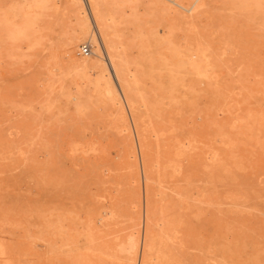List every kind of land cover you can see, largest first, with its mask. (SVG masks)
I'll return each mask as SVG.
<instances>
[{
  "label": "rangeland",
  "instance_id": "374dc122",
  "mask_svg": "<svg viewBox=\"0 0 264 264\" xmlns=\"http://www.w3.org/2000/svg\"><path fill=\"white\" fill-rule=\"evenodd\" d=\"M70 1L0 0V264H139L129 242L143 239L144 157L153 161L151 209L161 208L153 218L168 213L177 227L167 243L178 259L192 252L191 264H264V1L231 9L205 0L192 14L181 9L194 15L186 24L168 0H103L143 93L140 123L118 89L125 125L105 84H92L98 69L70 64L96 57L89 37L70 43L80 24ZM203 56L214 60L211 71ZM161 67L175 69V80ZM136 122L152 145L140 146ZM174 188L192 193L194 205L176 202Z\"/></svg>",
  "mask_w": 264,
  "mask_h": 264
},
{
  "label": "bare ground",
  "instance_id": "6f19581e",
  "mask_svg": "<svg viewBox=\"0 0 264 264\" xmlns=\"http://www.w3.org/2000/svg\"><path fill=\"white\" fill-rule=\"evenodd\" d=\"M43 1V0H42ZM104 1H106V0H104ZM103 0H72V1H70V3L71 2H74V3H76L77 5H76V7L74 8V4L72 3V5H73V7H72V5H71V8L73 9H71V12L72 11H77V13H79V15H80V18H79V22H80V24H78V34L77 35H74L72 38H71V40H70V43L71 44H73V43H76V41L78 42V41H80V40H83L84 38H86V37H89L90 39H91V41H92V44H93V49L94 50H92V51H94V53H95V55H96V57L93 59V58H82V59H80V60H78V61H76V60H69L70 61V64H71V66L74 68V69H77V70H80L82 73H87L88 71H92L93 69L95 70V68L96 69H98V72L96 73L97 74V76H95L96 77V81H95V78H94V80L93 81H91V83L92 82H94L95 81V83H92V84H95L96 85V83H97V81H100L104 86H106L105 88H106V90L107 91H109V93L111 94V97H109L110 99L109 100H111V102H112V105H113V107H114V109L116 110V112H118L119 114H117V115H120L121 116V118H122V121H123V124H124V122H126V116H124V114H123V108H122V104H121V99H120V94H121V96L124 98V99H126L127 100V103H128V105H129V109L136 115L135 117H136V119H138V116H140V115H138V112L140 111V109H139V104H138V99L140 98V96L141 95H143V93L141 94V95H139V94H137V82H138V78H137V76H136V74L134 73V72H132V71H130L129 70V66H128V63H127V58L125 59V56H124V53L127 51L125 48H124V45H123V50L120 48V43H119V41L117 40V39H119V37L117 38L116 37V34H117V31H116V28H115V25H114V21H116V19L113 21L112 20V17L110 16V14H108V11H107V7H105V2H104ZM133 1V0H132ZM137 1V0H136ZM166 1V0H165ZM164 1V2H165ZM171 4H173V6H176L179 10H181V9H183V10H185V11H188V13H190V14H192L190 11H193V10H197V9H199L201 6H203L204 5V3H206V1L205 0H168ZM168 1H167V3H168ZM264 0H262V2H263ZM82 2V3H81ZM107 2V1H106ZM146 2V1H145ZM158 2H160V0L158 1ZM162 2H163V0H162ZM258 2V0H223V3H224V5H228V7L229 8H231V9H233V8H237V7H243V6H246V5H248V4H250V3H252V5H254V4H256ZM260 2V1H259ZM258 2V3H259ZM41 3V2H40ZM108 3V2H107ZM106 3V5H108ZM152 3V2H151ZM261 3V2H260ZM27 4V3H26ZM83 4V5H82ZM159 4V3H158ZM165 4V3H164ZM163 4V5H164ZM31 5V4H30ZM166 5V4H165ZM164 5V6H165ZM206 5V4H205ZM166 6H168V5H166ZM221 6H223V5H220L219 7H221ZM254 6H256V5H254ZM259 6V5H258ZM29 7V6H28ZM161 7H162V4H161ZM27 8V7H26ZM160 8V7H159ZM170 8V7H169ZM173 8V7H172ZM250 8H251V10H252V7L250 6ZM166 9H167V7H166ZM176 9V8H175ZM178 9H177V11H178ZM193 9V10H192ZM203 9V8H202ZM241 9V8H240ZM243 9H245L244 7H243ZM248 9V8H247ZM246 9V10H247ZM168 10V9H167ZM171 10V9H170ZM200 10V9H199ZM198 10V11H199ZM246 10H241L242 11V13L241 14H244L243 13V11H246ZM182 11V10H181ZM181 11H179V12H181ZM194 11V12H195ZM233 12L235 11V10H232ZM240 11V10H239ZM240 11V12H241ZM249 10H247V12H248ZM174 12H176V11H174ZM173 12V13H174ZM183 13H182V15H184V17H183V21L185 20L184 18H188L189 19V17H190V19L189 20H187L186 21V24H187V22L188 21H192L193 22V20L191 19V16H192V18H194L193 16L194 15H191V16H187V17H185V15H188V14H186L184 11H182ZM197 12V11H196ZM195 12V13H196ZM245 13V14H247L248 15V13ZM251 12V11H250ZM25 13H27V12H25ZM29 13V12H28ZM73 14L75 13V12H72ZM178 13V12H177ZM199 13V12H198ZM209 13H211V12H209ZM238 12H237V10H236V13H235V15L237 14ZM176 14V13H175ZM240 13H238L237 15H239ZM244 14V15H245ZM74 15H76V14H74ZM236 15V16H237ZM175 16V15H174ZM173 16V18H175ZM181 15H179V16H177V17H179V18H181L180 17ZM211 16V15H210ZM79 17V16H78ZM76 18V17H75ZM78 19V18H77ZM113 19H114V17H113ZM176 19V18H175ZM246 19V18H245ZM25 20V19H24ZM76 20V19H75ZM181 21H182V18L180 19ZM263 20V19H262ZM174 21V20H173ZM179 21V20H178ZM4 23H6V22H4ZM181 23V22H180ZM184 23V22H183ZM190 22H188V24H189ZM3 24V23H2ZM7 25V24H6ZM262 26H263V24H262ZM264 27V26H263ZM173 29V28H172ZM74 30V29H73ZM167 30V29H166ZM170 30H171V28H170ZM170 30H169V32H170ZM187 30H188V28H187ZM76 31V30H75ZM115 31H116V33H115ZM172 31V30H171ZM198 31V30H197ZM17 32L18 33H20V31H18V30H16V33L13 31V32H11V33H15V35H19V34H17ZM22 32V31H21ZM180 32V31H179ZM23 33V32H22ZM167 33H168V31H167ZM171 33V32H170ZM173 33V32H172ZM171 33V34H172ZM10 35H12V34H10ZM14 35V36H15ZM73 35V34H72ZM197 35H198V33H197ZM204 35V34H203ZM118 36H120V35H118ZM135 36V35H134ZM18 37V36H17ZM138 37V36H137ZM117 38V39H116ZM123 38V37H122ZM156 38H157V36H156ZM186 39V38H185ZM88 40V39H87ZM120 40H121V38H120ZM167 40V39H166ZM170 40V39H169ZM89 41V40H88ZM122 41V40H121ZM154 41V40H153ZM168 41V40H167ZM167 41H165L164 40V42H167ZM174 41V40H173ZM190 41V40H189ZM155 42V41H154ZM163 42V43H164ZM172 42V41H171ZM185 42V41H184ZM199 42H201V41H199ZM198 42V43H199ZM84 43V42H83ZM123 43V42H122ZM128 43V42H127ZM170 44V41L169 42H167V44ZM173 43V42H172ZM192 43V42H191ZM197 43V42H196ZM189 44H190V42H189ZM189 44L188 45H186L187 47H188V49H189ZM200 44V43H199ZM178 45V44H177ZM184 45V44H183ZM198 45V44H197ZM200 45H202V42H201V44ZM204 45V44H203ZM208 45V44H207ZM258 45V44H257ZM180 46V45H179ZM205 46V45H204ZM259 46V45H258ZM257 46V47H258ZM139 47H141V46H139ZM169 47H171L172 48V50H174L173 49V47L172 46H169ZM168 47V48H169ZM181 47H182V45H181ZM203 47V46H202ZM209 47V46H208ZM146 48V47H145ZM171 48H169L170 50H171ZM174 48H176L175 46H174ZM180 48V47H179ZM179 48L177 49V50H179ZM183 48V47H182ZM200 48V47H199ZM203 48H206V47H203ZM211 48H213V47H211ZM252 48H255V47H252ZM124 49L126 50V51H124ZM187 49V48H186ZM197 49H198V46L196 47V49H195V51L194 52H196L197 51ZM207 49V48H206ZM206 49L205 50H202V53L203 52H205L206 51ZM210 49V48H209ZM144 50V49H143ZM183 50H184V48H183ZM182 50V51H183ZM190 50H193V49H190ZM189 50V52H191ZM213 50V49H212ZM211 50V51H212ZM215 50V49H214ZM261 50V49H260ZM175 51V50H174ZM181 51V50H180ZM179 51V52H180ZM181 51V52H182ZM185 51V50H184ZM183 51V53L185 54V52ZM188 51V50H187ZM207 51H208V49H207ZM206 51V52H207ZM170 52V51H169ZM189 52H188V54H189ZM209 52V51H208ZM214 52V51H213ZM126 53H129L128 51L126 52ZM126 53H125V55H126ZM172 53H173V51H172ZM176 53V52H175ZM201 53V51H200V55L202 54ZM177 54H178V52H177ZM177 54H175L173 57H175ZM180 54V53H179ZM183 54V55H184ZM192 54H194L193 52H192ZM211 52H209V54H207V55H209V57H212L211 55ZM165 55H166V53H165ZM180 55H182V54H180ZM180 55H178V56H180ZM182 55V56H183ZM190 55H191V53H190ZM189 55V57H190V59H191V56ZM200 55L198 56L197 54L195 55V56H198V57H196V58H198V59H202V55H201V57H200ZM203 55H204V53H203ZM205 55H206V53H205ZM126 56H128L129 57V55H126ZM195 56H194V58H195ZM170 57L171 58H173L172 56H169V59H170ZM187 57H188V55H187ZM187 57L185 56V58L187 59ZM205 57L206 56H203V63H204V65L206 66V64L208 65V67L210 68V66H212V64L214 63V62H212L211 60H213V59H211V58H208V59H210V62H212V63H210V66H209V63L207 62H205L204 61V59H205ZM176 58V57H175ZM185 58H184V60L183 59H181V60H183L184 62H185ZM130 59V58H129ZM128 59V60H129ZM174 59V58H173ZM178 59H179V57L177 58V62H179L178 61ZM192 59H193V57H192ZM191 59V60H192ZM207 58H206V60H208ZM195 61H197L196 59H194ZM130 61H132V60H130ZM142 61V60H141ZM153 61V60H152ZM166 61H167V59H166ZM166 61H165V65H167L166 64ZM187 62H188V59L186 60ZM209 61V60H208ZM214 61V60H213ZM170 62V61H169ZM172 62V61H171ZM170 62V63H171ZM173 62H175V60L173 61ZM184 62H181V64L182 63H184ZM187 62H185V63H187ZM191 63V64H190ZM189 64L191 65V68H193V62H190ZM133 65L135 64V63H132ZM162 64H163V62H162ZM173 64V63H172ZM179 64V63H178ZM177 64V65H178ZM181 64H179L180 66H182ZM189 64H188V67H189ZM195 64V63H194ZM165 65H163V66H165ZM171 65V64H170ZM174 65V64H173ZM176 65V64H175ZM179 65L177 66V67H179ZM215 65V64H214ZM213 65V66H214ZM140 66V65H139ZM149 66V65H148ZM152 66V65H151ZM196 65H194V67H195ZM199 65H197V67L196 68H194V69H196V70H194V71H196V72H199L200 70L199 69H201V68H199L198 67ZM205 66H202V67H204L205 68V70L208 68H206ZM212 66V67H213ZM144 67V66H143ZM167 67H169V65H167ZM166 67V68H167ZM171 67H174V66H171ZM177 67H174V68H176V71H178L177 70ZM184 67V66H183ZM183 67H181V68H183ZM188 67H186V68H188ZM165 69V67H161V69ZM197 68H199V69H197ZM131 70H132V68H130ZM163 69V71H168V69H166V70H164ZM171 69H173V68H171ZM179 69V68H178ZM190 69V68H189ZM189 69L186 71V72H189V73H187V75L188 74H192V72L190 73V71H189ZM153 70V69H152ZM174 70L175 69H173V72H174ZM183 70H185V69H183ZM199 70V71H198ZM203 70V69H202ZM210 71H211V68L209 69ZM208 69H207V73L209 74V71ZM181 71V70H180ZM131 72V73H130ZM170 71H168V73H169ZM172 72V71H171ZM171 72H170V74H171ZM172 72V73H173ZM202 71H200V73H201ZM205 72V71H204ZM204 72H202V74L204 75L205 73ZM81 73V74H82ZM194 73V72H193ZM199 73V74H200ZM206 73V74H207ZM211 73H213V72H211ZM210 73V74H211ZM89 74V73H88ZM174 74V73H173ZM173 74H171V79L173 78ZM175 74L176 75H180L181 74V72L180 73H176L175 72ZM202 74H201V76H202ZM83 75V74H82ZM86 75V74H85ZM182 75L184 76V75H186V74H184V71H183V73H182ZM195 75H197V73H195L194 74V76ZM90 76V75H89ZM153 76V75H152ZM168 77H169V74L167 75ZM181 76V75H180ZM198 76V75H197ZM196 76V77H197ZM201 76H200V78H201ZM205 76H208V75H205ZM210 76H212L213 77V75H210ZM83 77H85V76H83ZM83 77H81V78H83ZM87 77V76H86ZM85 77V79H87ZM176 77V76H175ZM182 77V76H181ZM189 77H191V75L189 76ZM211 77V78H212ZM89 78V77H88ZM93 78V77H92ZM154 78V77H153ZM210 77L209 78H206V79H204L205 80V82L208 80V79H211ZM91 79V78H90ZM174 80H175V78H173ZM202 79H203V77H202ZM201 79V80H202ZM182 80H183V78H182ZM244 80V79H243ZM88 81V80H87ZM89 81V82H90ZM153 81V80H152ZM100 82H98V83H100ZM181 82V81H180ZM202 82H203V80H202ZM157 83V82H156ZM208 83V82H207ZM206 83V84H207ZM167 84V83H166ZM173 84V83H172ZM181 84H182V82H181ZM209 84V83H208ZM139 85V84H138ZM163 85V84H162ZM174 85V84H173ZM116 87H117V90H116ZM164 87V86H163ZM162 87V88H163ZM178 87H179V85H178ZM118 89H119V91H120V94L118 93L119 91H118ZM157 89V88H156ZM191 89V88H190ZM192 90V89H191ZM108 93V92H107ZM139 93V92H138ZM110 94L108 95V96H110ZM149 94V93H148ZM138 95H139V98H138ZM157 95V94H156ZM172 96V95H171ZM156 97V96H155ZM161 97V96H160ZM167 97V96H166ZM154 98V97H153ZM172 101H173V99H172ZM171 101V102H172ZM153 102V101H152ZM158 102V101H157ZM169 102V101H168ZM145 102H143V104L142 103H140V105L142 104V106H147V103H146V105L144 104ZM156 103V102H155ZM155 103H154V105H155ZM171 104V103H170ZM111 105V106H112ZM143 107V108H144ZM149 108V106L147 107V109ZM150 108H151V106H150ZM149 108V109H150ZM125 109V108H124ZM148 109V110H149ZM153 109V108H152ZM151 109V110H152ZM147 110V111H148ZM126 112V111H125ZM144 112V111H143ZM145 113H146V111H145ZM138 115V116H137ZM147 115V114H146ZM120 116H118V117H120ZM130 117V116H129ZM119 119V118H118ZM128 119V118H127ZM135 119V118H134ZM144 120V119H143ZM138 121L140 122L141 120L140 119H138ZM138 122V123H139ZM137 122H136V125L138 124ZM141 123V122H140ZM123 124H122V127H123ZM125 125V124H124ZM139 125V124H138ZM128 126V125H127ZM126 126V127H127ZM144 126V125H143ZM139 127V129H140V131H139V133H138V128H137V133H138V136L140 137H138L139 138V140H140V146H142L143 148H145L146 147V145H152V144H148L147 142H146V138L147 139H149L148 137H146V136H148V135H146L145 136V134L147 133V130H145L144 132H143V128L141 129V127H140V125L138 126ZM124 128H125V126H124ZM145 128V127H144ZM126 129V128H125ZM124 129V130H125ZM153 129V128H152ZM157 130V129H156ZM165 130V129H164ZM158 131V130H157ZM157 131H155V132H157ZM163 131V130H162ZM148 132H150V131H148ZM145 133V134H144ZM160 133H162V132H160ZM160 133H158L157 132V134L159 135ZM154 134V133H153ZM155 135V137L158 139V136H156V134H154ZM187 135V134H186ZM168 136V135H167ZM146 137V138H145ZM164 137V136H163ZM173 137V136H172ZM170 138V137H169ZM177 138H179V136L177 137ZM186 138V137H185ZM192 138V137H191ZM134 139V138H133ZM157 139H156V141H157ZM155 140V139H154ZM185 140V139H184ZM149 142H150V140H148ZM155 141V142H156ZM168 141V140H167ZM186 141V140H185ZM151 143V142H150ZM175 143H178V142H175ZM180 143H181V141L179 142V145H180ZM187 143H190V142H188L187 141ZM93 144V143H92ZM159 144H160V142H159ZM158 144V145H159ZM184 144V143H183ZM172 145V144H171ZM173 145H174V143H173ZM182 145V144H181ZM177 146V144L175 145V147ZM153 147V146H152ZM152 147H149L150 149L152 148ZM168 147V146H167ZM171 147V146H170ZM181 147V146H180ZM182 147H184V145L182 146ZM187 147V146H186ZM141 148V147H140ZM178 148H179V146H178ZM177 148V149H178ZM153 149V148H152ZM88 150V149H87ZM138 150V149H137ZM141 150H143V151H145L144 149H141ZM146 150H147V148H146ZM149 150V149H148ZM147 150V151H148ZM170 150V149H169ZM184 149H182V151H183ZM150 151V150H149ZM148 151V152H149ZM174 151V150H173ZM181 151V150H180ZM132 152V151H131ZM146 152V151H145ZM130 153V152H129ZM151 153V152H150ZM149 153V154H150ZM176 153H178V152H176ZM182 153V152H181ZM131 154V153H130ZM141 154H144V153H142V151H141ZM152 154V153H151ZM178 154H180V153H178ZM177 154V155H178ZM146 155V153L144 154V156ZM151 157H153V156H151ZM151 157H150V159H151ZM145 158V157H144ZM144 158H142L145 162H144V165H143V173H144V179H145V187H144V197H145V220H144V228H143V239L141 240V242H140V245H139V240L135 237V235L134 236H132L131 237V239H130V244H129V252H130V255L133 257V259H135V257H136V255H138L139 256V264H181V261L183 260V261H185V260H187L188 261V264H191V263H193V262H191V261H195V259H193V257H192V259L189 261L188 260V257H190V255H191V253H188L187 252V250H191V249H186L185 251L188 253L187 254V259L185 258H183V256H181L182 257V260L179 258L178 259V257L180 256V255H177L176 253L178 252V250H177V252H176V250H174L175 252V254L177 255V257H176V255H174L173 254V249L175 248L174 246H172L173 245V243H172V241L174 240V238L172 237V235H171V233H170V231L173 229V228H175L174 226H172V225H170V222H171V220L167 217V214L164 216V217H162L161 219H160V221H158V222H156L155 221V219H156V216H154L152 213L154 212V211H161L159 208L157 209V210H154V211H152L153 209H151V196L154 198V196L156 195H154V190H152V192H151V188L152 187H150V185H151V183H149V181H150V179H151V181H152V178H150V176H149V172L151 171L150 170V164H151V162H153L152 160H151V162L149 163V160L147 159V160H145ZM146 158H149V157H146ZM154 158V157H153ZM167 159V158H166ZM169 159V158H168ZM170 160V159H169ZM156 162L157 161H160V160H158V158H157V160H155ZM174 161V160H173ZM179 161V160H178ZM130 162V161H129ZM155 162V163H156ZM170 163L168 160L166 161V164L164 165V166H168V165H170V164H168V163ZM172 162V161H171ZM188 162V161H187ZM154 164V163H153ZM168 164V165H167ZM152 165V164H151ZM156 165V164H155ZM173 165L174 164H172V168H173ZM157 166H158V164H157ZM160 166V165H159ZM164 166H160V168H162V167H164ZM175 166V165H174ZM185 166H187V165H185ZM177 167H179V166H177ZM176 167V168H177ZM155 168V167H154ZM157 168V167H156ZM165 168V167H164ZM164 168H162V169H164ZM169 168V167H168ZM180 168H182V165L180 166ZM158 169V168H157ZM162 169H160L159 171H160V173L162 172L161 170ZM185 169V168H184ZM153 170V169H152ZM170 170V169H169ZM175 170V169H174ZM180 170V169H179ZM179 170H177V171H179ZM154 171V170H153ZM158 171V172H159ZM171 171V170H170ZM176 171V172H177ZM155 172V171H154ZM158 172L157 173H155L156 175H158ZM164 172V171H163ZM166 172H168V171H166ZM151 173V172H150ZM153 173V172H152ZM165 173V172H164ZM164 173H162V175L164 174ZM171 173H173V171L171 172ZM175 173V172H174ZM166 174V173H165ZM168 174V173H167ZM160 175V174H159ZM161 175V176H162ZM175 175H177V174H175ZM171 176H172V174H171ZM156 177V176H155ZM180 177V176H179ZM160 178V177H159ZM159 178L157 177L156 179V181L158 182V180H159ZM154 179V178H153ZM182 179H184V181H185V183L187 182V181H190V180H185V178H182ZM150 181V182H151ZM155 181V182H156ZM160 181V180H159ZM183 181V182H184ZM152 182H154V181H152ZM180 182V181H179ZM184 183V184H185ZM190 183V182H189ZM189 183H186V184H189ZM150 184V185H149ZM153 184V183H152ZM183 184V185H184ZM180 185V184H179ZM152 186H154V185H152ZM184 186H186V185H184ZM183 186V187H184ZM182 187V188H183ZM188 189H190L189 188V186H186ZM141 188V187H140ZM173 188V187H172ZM178 188L180 189V187L178 186ZM178 188H176V189H178ZM154 189V188H153ZM175 190V188H174V190H173V192H174V194H176L178 197H175V199L177 198V199H181L180 201H184L185 203H186V206L185 207H187V205H189L190 204V206L192 207V205H194V204H192V203H189L188 204V202H191L190 200L188 201V199H190V198H192V193H190L187 189V192H185V191H183V192H181V190ZM184 189V188H183ZM196 189V188H195ZM191 190V189H190ZM192 190H193V188H192ZM191 190V191H192ZM172 192V193H173ZM184 192H185V194H184ZM138 193V192H137ZM153 193V194H152ZM160 193V192H159ZM158 193V194H159ZM139 194V193H138ZM161 194V193H160ZM174 194H172L173 195V197H174ZM191 194V195H190ZM202 194V193H201ZM166 195V194H165ZM139 197H140V195H138ZM140 199V198H139ZM155 199V198H154ZM172 199H174V198H172ZM171 199V200H172ZM175 199L173 200L174 202H175ZM177 199H176V202H177ZM193 199V198H192ZM156 200V199H155ZM155 200H153V201H155ZM158 200H156V202H157ZM172 201V202H173ZM180 201H178V203L180 202ZM196 201V200H195ZM155 202V203H156ZM171 202V203H172ZM138 203V202H137ZM170 203V202H169ZM182 203V202H181ZM180 203V204H181ZM184 204V203H183ZM192 204V205H191ZM165 205V204H164ZM176 205V207H171L172 209L173 208H177L178 206L177 205H179V204H175ZM185 205V204H184ZM161 206V205H160ZM163 206V205H162ZM161 206V207H162ZM180 206V205H179ZM154 207V206H153ZM159 207V206H158ZM181 207V206H180ZM189 207V206H188ZM190 207V208H191ZM194 207V206H193ZM163 208V207H162ZM165 208H166V205H165ZM170 208V207H169ZM170 208V209H171ZM183 208V207H182ZM189 208V209H190ZM108 209H110L108 212H106L107 214H109V216L111 215L112 217L114 216V215H112V214H114L113 212H114V210H113V212L111 211V207H108ZM154 209H156V208H154ZM167 209V208H166ZM188 209V208H187ZM178 210H179V212H180V208H178ZM165 212V210L164 209H162V212ZM174 211V213H175V211L176 210H173ZM162 212H160V214L163 216L164 214H162ZM178 212V211H177ZM197 213V212H196ZM155 214H156V212H155ZM157 214H159V212H157ZM156 214V215H157ZM169 215H173V214H169ZM153 216L155 217V219L153 218ZM174 216V215H173ZM173 216H171L170 218L172 219V218H174ZM175 216H177V215H175ZM143 217H144V215H143ZM178 217V216H177ZM177 217H175V218H177ZM179 217H181V214L179 215ZM175 218H174V220L172 221V223L174 224V225H176V224H179V223H174V222H176L175 221ZM157 219H158V217H157ZM156 219V220H157ZM178 222H181L180 220H178ZM177 228V227H176ZM176 228H175V230H176ZM190 229V228H189ZM177 231V230H176ZM173 232V231H172ZM186 233V232H185ZM176 234V233H175ZM187 234V233H186ZM186 234H182V237L183 236H186ZM190 234V233H189ZM130 235V234H129ZM174 235V234H173ZM177 235V234H176ZM188 235V234H187ZM189 236V235H188ZM174 237H176L177 238V236H174ZM191 237V236H190ZM172 238H173V240H172ZM186 238H187V236H186ZM191 239V238H190ZM171 241L170 243L172 244L170 247H169V245H168V243H167V241ZM175 242H176V240H174ZM185 241V240H184ZM175 242H174V245H175ZM179 242V241H178ZM184 243H186V242H184ZM186 244H188V243H186ZM185 244V245H186ZM191 244V243H190ZM182 246V245H181ZM171 247H173V249L171 250ZM176 247H177V245H176ZM184 247V246H183ZM184 248H186V247H184ZM175 249H177V248H175ZM180 252H182V251H179L178 253H180ZM186 252H184L185 254H183V255H186ZM180 254H182V253H180ZM190 254V255H189ZM191 256H193V255H191ZM181 260V261H180ZM182 264H187V263H182ZM220 264V263H219ZM222 264H224V263H222Z\"/></svg>",
  "mask_w": 264,
  "mask_h": 264
},
{
  "label": "built area",
  "instance_id": "2783aa9c",
  "mask_svg": "<svg viewBox=\"0 0 264 264\" xmlns=\"http://www.w3.org/2000/svg\"><path fill=\"white\" fill-rule=\"evenodd\" d=\"M89 47L87 45H83L81 47V53L84 54V55H87L89 53Z\"/></svg>",
  "mask_w": 264,
  "mask_h": 264
}]
</instances>
